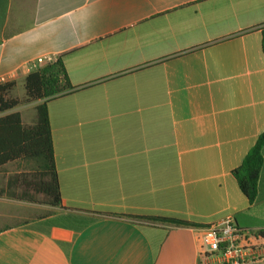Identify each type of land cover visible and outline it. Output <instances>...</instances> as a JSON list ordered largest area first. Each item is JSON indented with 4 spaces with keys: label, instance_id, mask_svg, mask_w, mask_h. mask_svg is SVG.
<instances>
[{
    "label": "crops",
    "instance_id": "obj_1",
    "mask_svg": "<svg viewBox=\"0 0 264 264\" xmlns=\"http://www.w3.org/2000/svg\"><path fill=\"white\" fill-rule=\"evenodd\" d=\"M263 27L264 0H0L11 95L47 57L78 88L47 104L64 208L0 196V264H203L208 225L263 235L264 166L254 205L233 176L264 132Z\"/></svg>",
    "mask_w": 264,
    "mask_h": 264
},
{
    "label": "trees",
    "instance_id": "obj_2",
    "mask_svg": "<svg viewBox=\"0 0 264 264\" xmlns=\"http://www.w3.org/2000/svg\"><path fill=\"white\" fill-rule=\"evenodd\" d=\"M264 37V27L262 28ZM14 83L0 85V175L9 164L22 163L23 173L10 175L0 188V196H8L18 201L38 203L54 209H63L59 177L55 161V149L47 104L57 98L75 92L67 75L62 59L48 63L26 77V97L23 100L11 95ZM39 102L36 107V122L25 125L20 112H15L23 104ZM264 132L245 156L242 164L233 171L241 192L250 205L258 196L260 175L264 166ZM140 220H159L177 226L192 223L177 219L137 217ZM264 236V234H263Z\"/></svg>",
    "mask_w": 264,
    "mask_h": 264
},
{
    "label": "built area",
    "instance_id": "obj_3",
    "mask_svg": "<svg viewBox=\"0 0 264 264\" xmlns=\"http://www.w3.org/2000/svg\"><path fill=\"white\" fill-rule=\"evenodd\" d=\"M54 59L39 58L33 61L31 69L37 71L45 63H54ZM9 82L0 77V85ZM203 264H263L264 236L259 231L241 229L232 217L211 224L200 230Z\"/></svg>",
    "mask_w": 264,
    "mask_h": 264
},
{
    "label": "rangeland",
    "instance_id": "obj_4",
    "mask_svg": "<svg viewBox=\"0 0 264 264\" xmlns=\"http://www.w3.org/2000/svg\"><path fill=\"white\" fill-rule=\"evenodd\" d=\"M25 92V89H24V87H18L16 90H15V95L17 96H19V95H21L22 93H24ZM30 113V112H29ZM31 113H32V110H31ZM36 113V112H35ZM9 169V170H8ZM10 170L12 171L13 170V172H15L14 170H16V166H12V167H10V168H7V169H4V171L2 172V174L0 175V188L3 186V185H5V183H6V181L8 180V178L10 177V175L11 174H9V172H10ZM37 200H38V202L39 203H43V201H44V198L42 197V196H38L37 197ZM45 210V211H44ZM47 210H46V208L45 209H39L38 211L37 210H33L32 211V214L33 215H36L37 213H39V214H42V213H44V212H46Z\"/></svg>",
    "mask_w": 264,
    "mask_h": 264
}]
</instances>
